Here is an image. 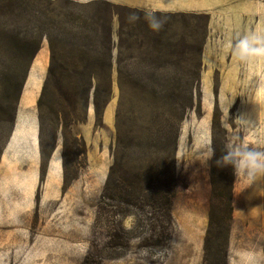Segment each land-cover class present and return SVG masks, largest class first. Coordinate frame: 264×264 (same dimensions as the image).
Here are the masks:
<instances>
[{
    "label": "rangeland",
    "instance_id": "1",
    "mask_svg": "<svg viewBox=\"0 0 264 264\" xmlns=\"http://www.w3.org/2000/svg\"><path fill=\"white\" fill-rule=\"evenodd\" d=\"M99 1L139 10L205 14L172 21L169 33L182 48H197L198 28L207 27L201 52V103L186 115L176 152L178 184L170 237L155 245L156 237L147 239L159 230L152 231L147 211L111 199L101 201L116 140V69L101 125L95 126L90 103L87 120L68 130L66 145L58 132L52 151L55 133L47 126L52 119L47 115L42 154L37 101L49 63L44 40L12 123L0 94V264H203L213 155L208 159L210 152L202 148L223 151L237 139L264 143V109L250 98L259 91L264 60L240 64L230 51L237 33L264 30V0ZM7 22L0 16V28ZM119 22L115 15L116 48ZM20 26L24 34L29 30ZM2 39L0 35V45ZM134 39L132 48H138L143 39ZM244 183L235 176L224 264H264V181L236 193Z\"/></svg>",
    "mask_w": 264,
    "mask_h": 264
},
{
    "label": "trees",
    "instance_id": "2",
    "mask_svg": "<svg viewBox=\"0 0 264 264\" xmlns=\"http://www.w3.org/2000/svg\"><path fill=\"white\" fill-rule=\"evenodd\" d=\"M134 12L140 19L129 23L128 17ZM144 12L99 0L87 5L76 0H0V16L8 21L0 28V94L12 123L45 40L49 63L37 101L44 155L45 116H52L47 125L55 133L52 151L58 132L66 145L68 130L87 120L90 102L95 126L101 125L112 98L116 69V140L101 201L111 199L147 211L152 231L159 233L146 239L156 237L153 243L161 245L168 241L173 226L181 126L188 112L201 103V52L207 27L198 28L201 41L197 48H182L181 41L169 35L172 21L205 14L155 11L167 20L157 33L149 28ZM115 15L120 20L117 48L113 38ZM22 24L29 28L25 34ZM136 37L143 40L138 48H132L131 40ZM222 149H214L210 165L212 190L203 264H220V259L224 264L227 254L235 174L231 166H217L225 146Z\"/></svg>",
    "mask_w": 264,
    "mask_h": 264
},
{
    "label": "clouds",
    "instance_id": "3",
    "mask_svg": "<svg viewBox=\"0 0 264 264\" xmlns=\"http://www.w3.org/2000/svg\"><path fill=\"white\" fill-rule=\"evenodd\" d=\"M77 3L87 5L93 0H76ZM140 19L135 12L128 17L129 23H135ZM144 19L149 28L154 32H160L167 23L166 18L156 15L154 10H145ZM232 56L240 64H247L254 58L264 60V30L237 33L232 38L230 45ZM259 91L250 98L264 109V73L259 74ZM242 122H247L241 119ZM204 151L210 152L208 157L214 154V149L204 147ZM217 166H231L237 181H246L243 187L251 186L255 182L264 181V143L245 142L237 139L229 142L220 158L216 161Z\"/></svg>",
    "mask_w": 264,
    "mask_h": 264
},
{
    "label": "bare ground",
    "instance_id": "4",
    "mask_svg": "<svg viewBox=\"0 0 264 264\" xmlns=\"http://www.w3.org/2000/svg\"><path fill=\"white\" fill-rule=\"evenodd\" d=\"M90 103H92V102H90ZM17 126V125H16ZM16 128V127H15ZM39 131V130H38ZM14 133V132H13ZM13 135V134H12ZM39 145V144H38Z\"/></svg>",
    "mask_w": 264,
    "mask_h": 264
}]
</instances>
